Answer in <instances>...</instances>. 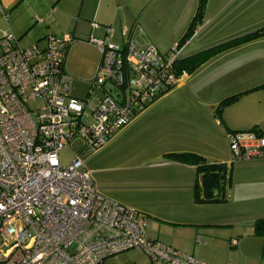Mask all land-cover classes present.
Wrapping results in <instances>:
<instances>
[{
    "label": "built area",
    "instance_id": "2783aa9c",
    "mask_svg": "<svg viewBox=\"0 0 264 264\" xmlns=\"http://www.w3.org/2000/svg\"><path fill=\"white\" fill-rule=\"evenodd\" d=\"M0 14L8 24L1 7ZM97 28L104 37L86 42L100 58L83 99L72 95L65 71L71 33L27 46L9 27L0 37V264H102L133 249L149 264H207L146 238L144 215L105 197L83 157L184 81L187 73L175 68L183 45L161 53L125 37L120 46L111 42V25L92 22ZM225 137L227 167L264 158V134L229 130ZM75 141L81 146L62 165L59 152Z\"/></svg>",
    "mask_w": 264,
    "mask_h": 264
},
{
    "label": "rangeland",
    "instance_id": "374dc122",
    "mask_svg": "<svg viewBox=\"0 0 264 264\" xmlns=\"http://www.w3.org/2000/svg\"><path fill=\"white\" fill-rule=\"evenodd\" d=\"M198 5L199 0H173L172 2L159 0L138 21L137 40L143 45L152 44L161 53L167 52L171 46L168 42L173 40L175 44L185 35L190 22L195 17ZM218 11H221L219 15L214 13ZM194 22L196 31L190 36L193 38L181 44L184 47L181 54L183 57L222 40L233 38L236 36L233 34L240 31H251L264 26L262 25L264 24V0H213L212 4L206 0L202 11L194 18ZM4 27L3 21L0 20V36ZM204 37H206L205 44L202 43ZM17 38L21 46L34 42L30 37ZM77 38L86 39V37ZM163 43H168L167 49L165 45H161ZM250 49L264 52V43L254 44L250 46ZM98 58L100 55L97 49L86 42L79 41L69 48L65 71L74 78L72 89L74 97L79 99L86 97L96 71L91 61L95 62ZM197 73L204 72L198 70ZM166 104L168 106L151 111L150 106L138 114L130 125L117 133L115 138L100 151L85 153L83 155L86 158L85 164L93 171V178L105 197L122 205H126L125 202L129 203L130 208L144 215L146 238L168 242L169 238L175 234L178 239L187 242L186 246L190 248V253L196 257L200 252L224 257L226 250L223 244L217 245V248L213 250L198 246L202 244L196 242V234L194 235L188 227L189 223L184 224L182 220L196 222L204 227H213L216 229L214 230L216 232H212L213 234L227 235L231 232L246 231L249 226L247 222L251 221L252 215H236L235 208H232L228 201L202 204L194 202L193 171L180 166L167 156L168 153L182 152L186 148L184 147L187 143L186 134L192 136V139L196 138L189 124L179 120V117L189 113L187 103L185 112L183 108L173 110L169 102ZM37 105V102L31 104L32 107ZM80 146L81 142L75 141L70 148L59 152L60 163L68 164L73 157L72 150ZM175 213L185 215L180 219V224L176 223L177 219L171 217V214ZM221 222L228 225H220ZM203 232L199 231V234ZM204 240L205 238L202 239ZM146 258L143 254L136 252L129 258L121 259L116 263L113 262L114 257H109L104 264H139L142 259L147 262L148 258Z\"/></svg>",
    "mask_w": 264,
    "mask_h": 264
},
{
    "label": "crops",
    "instance_id": "0c3cea01",
    "mask_svg": "<svg viewBox=\"0 0 264 264\" xmlns=\"http://www.w3.org/2000/svg\"><path fill=\"white\" fill-rule=\"evenodd\" d=\"M158 1L0 0V7L8 17V24L4 21L2 14H0V20L5 25L3 30L5 31L9 27L17 41L19 40L17 37L23 36L33 39V43H42L44 37L47 35L61 37L66 33H71L76 39L74 44L79 41L86 42L90 34L99 38L104 37L102 28L91 29V23L96 22L101 26L111 25L113 27L114 32L111 42L116 45L122 46L125 37H130L139 45L145 46L147 44L143 45L137 40V33L139 31L138 21ZM208 2L212 4L213 0H208ZM220 12L214 13H218L219 15ZM248 32L250 31H240L237 34H233L236 35L233 38ZM77 37H86V39ZM229 39L231 38L222 40L221 42ZM205 40L206 37L202 38V43L205 44ZM168 43L172 45L174 41L171 40ZM168 43L161 45H165L166 47ZM260 43H264V37L218 53L195 69V74L185 71L187 76L184 81L176 85L169 94L155 100L150 105L151 107L149 106L151 111L157 108L160 109L162 106L166 107L168 106L166 103L169 102V106L173 110L183 108L185 112L187 103V111L189 113L186 116L179 117V120L189 124L192 134L194 133L196 138L192 139V136L186 134L187 143L184 146L186 148L182 152L196 153L210 163L223 162L227 161L230 157L228 141L225 137L226 131L254 129L264 134V87L260 86L264 84V52H256L250 49V46ZM91 45L97 49L95 45ZM206 48H201L186 56ZM182 52H180V58H183L181 56ZM98 63L99 58L95 62L91 61L94 70H96ZM198 70H203L204 73L198 74ZM240 92L243 93L236 100L218 110L219 103L224 98ZM124 128L117 133L121 132ZM115 135L108 143L115 138ZM180 166L188 168L194 173L193 167L183 164H180ZM226 201L230 203L232 208H235L236 215H252L251 221L247 222L249 226L246 231L216 235L212 233L216 232L214 231L216 229L213 227H204V225L196 224V222L182 220L184 224L189 223L188 227H190L194 235L196 234V242L197 238L200 237L201 241L198 243L202 245L198 246L213 250L217 248V245L223 244L226 250L224 257L221 255L203 254L201 252L196 257L190 253V248L186 246L187 242L181 241L175 234L169 238L168 242L157 240L183 253L192 255L207 264H264V237L252 234L254 220L257 217H264V158L240 161L232 165L230 187ZM125 204L127 207L130 206L129 203L125 202ZM171 215V217L177 219V224H180V219L185 217V215L180 213ZM167 221L173 222L172 220ZM223 224L228 225L224 222H221L220 225ZM199 231L204 232L199 234ZM204 238L205 240L202 241ZM232 240L236 241L235 245L231 244ZM136 252L146 256L143 252L133 249L118 254V256L114 257L113 262L116 263L121 259L129 258ZM106 262L107 259H105L103 264ZM139 264H149V259L147 262L142 259Z\"/></svg>",
    "mask_w": 264,
    "mask_h": 264
},
{
    "label": "trees",
    "instance_id": "16d2710c",
    "mask_svg": "<svg viewBox=\"0 0 264 264\" xmlns=\"http://www.w3.org/2000/svg\"><path fill=\"white\" fill-rule=\"evenodd\" d=\"M205 2L206 0H199L195 17L200 14ZM195 17H193L190 22L185 35L177 42L179 45L182 43L185 44L193 38L190 36L195 34L196 31L194 26ZM261 36H264V26L198 51L192 55L183 58L179 57L175 63V68L178 72L186 71L187 73H191L218 53L234 48L240 44L262 38ZM260 86L264 87V84ZM242 93L243 92H240L224 98L219 103L218 110H221L225 105L236 100ZM167 156L176 163L193 167L194 180L192 190L195 203H218L228 199L232 166L227 167L223 162H207L205 158L192 152L168 153ZM252 234L264 237V217L254 220L252 224Z\"/></svg>",
    "mask_w": 264,
    "mask_h": 264
}]
</instances>
